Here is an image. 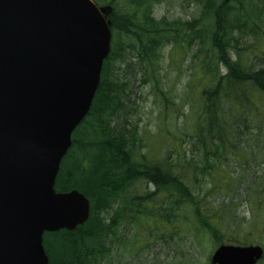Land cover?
Returning <instances> with one entry per match:
<instances>
[{"label": "trees", "instance_id": "16d2710c", "mask_svg": "<svg viewBox=\"0 0 264 264\" xmlns=\"http://www.w3.org/2000/svg\"><path fill=\"white\" fill-rule=\"evenodd\" d=\"M95 1L114 7L112 51L56 184L83 192L92 212L74 231L45 234L50 264H102L119 229L137 233L143 216L190 259L208 239L264 246V0H192L188 21L155 18L162 0ZM168 48L176 62L191 54V126L156 147L131 121L133 91L120 77L122 65L139 72L166 110L184 116L164 81ZM138 183L142 192L132 190Z\"/></svg>", "mask_w": 264, "mask_h": 264}, {"label": "water", "instance_id": "95a60500", "mask_svg": "<svg viewBox=\"0 0 264 264\" xmlns=\"http://www.w3.org/2000/svg\"><path fill=\"white\" fill-rule=\"evenodd\" d=\"M112 12L93 0H0V264H50L44 234L90 218V200L56 180L100 86ZM263 256L222 245L211 264Z\"/></svg>", "mask_w": 264, "mask_h": 264}, {"label": "rangeland", "instance_id": "374dc122", "mask_svg": "<svg viewBox=\"0 0 264 264\" xmlns=\"http://www.w3.org/2000/svg\"><path fill=\"white\" fill-rule=\"evenodd\" d=\"M122 5H124L123 0ZM195 10L196 5L192 0H162L155 7V16L157 18L167 16L169 19L181 18L188 21L193 17ZM171 52L172 48H168L163 53L162 68L164 81L174 89L172 96L179 98L178 103L184 108V116L178 119L179 112L174 113L171 105L166 110L165 103L163 105L153 93L152 84H145L139 72L122 65L120 77L121 80L130 82V91H133L129 109L131 121L141 129L146 143L156 147L159 146L160 139L168 137L167 131L180 138L179 129L185 127L189 129L191 126V123L186 124L190 111V97H187L186 87L190 74L191 54L176 62ZM164 109L170 111L169 115L164 116ZM158 132L161 133V137H157ZM79 158H81L80 155ZM73 163L72 160H67L68 168H71ZM143 189V184L138 183L132 190L142 192ZM141 220L142 223L136 226L139 228L137 233L133 225L126 227L123 225L119 229V241L115 243L116 239H113L115 245L112 252L102 261V264H209L208 258L210 250H213V239H208L201 251L190 259L187 249L180 248L178 237L175 242L169 236H166V241L162 239V235L169 233L170 230L167 231L165 228L162 231L156 226L157 224L149 226L147 216L141 217ZM185 235L188 236L187 233ZM176 242L179 246H176Z\"/></svg>", "mask_w": 264, "mask_h": 264}]
</instances>
